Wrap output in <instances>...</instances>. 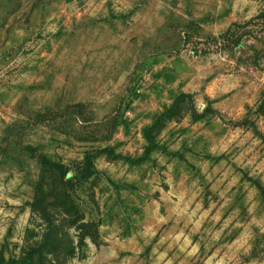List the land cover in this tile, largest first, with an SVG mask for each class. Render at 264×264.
Instances as JSON below:
<instances>
[{"label": "rangeland", "instance_id": "1", "mask_svg": "<svg viewBox=\"0 0 264 264\" xmlns=\"http://www.w3.org/2000/svg\"><path fill=\"white\" fill-rule=\"evenodd\" d=\"M0 256L264 264V0H0Z\"/></svg>", "mask_w": 264, "mask_h": 264}, {"label": "trees", "instance_id": "2", "mask_svg": "<svg viewBox=\"0 0 264 264\" xmlns=\"http://www.w3.org/2000/svg\"><path fill=\"white\" fill-rule=\"evenodd\" d=\"M39 159L41 160V162L49 164L51 167H53V169L58 171L61 176L66 178L68 172H67V169L62 164H58L55 162H49V160H47V158L43 155L39 156ZM91 173H92L91 170L86 169L82 173L83 178L88 177ZM0 264H20V262L18 260H13V259L6 261L5 258L0 256Z\"/></svg>", "mask_w": 264, "mask_h": 264}]
</instances>
